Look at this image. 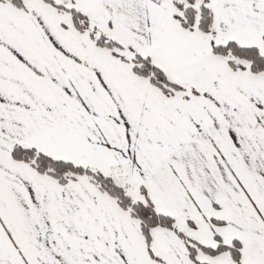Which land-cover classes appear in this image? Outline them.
<instances>
[{"label": "snow or ice", "instance_id": "6c2138e0", "mask_svg": "<svg viewBox=\"0 0 264 264\" xmlns=\"http://www.w3.org/2000/svg\"><path fill=\"white\" fill-rule=\"evenodd\" d=\"M0 264H264V0H0Z\"/></svg>", "mask_w": 264, "mask_h": 264}]
</instances>
